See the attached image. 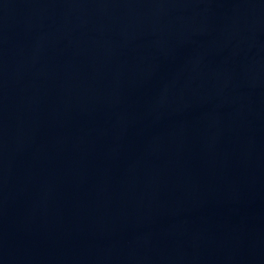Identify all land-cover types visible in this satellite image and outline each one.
Here are the masks:
<instances>
[{"label": "water", "instance_id": "obj_1", "mask_svg": "<svg viewBox=\"0 0 264 264\" xmlns=\"http://www.w3.org/2000/svg\"><path fill=\"white\" fill-rule=\"evenodd\" d=\"M0 264H264V0H0Z\"/></svg>", "mask_w": 264, "mask_h": 264}]
</instances>
